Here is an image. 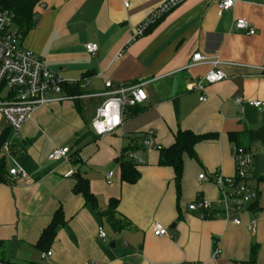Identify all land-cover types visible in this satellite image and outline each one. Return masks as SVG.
<instances>
[{
  "label": "crops",
  "instance_id": "crops-1",
  "mask_svg": "<svg viewBox=\"0 0 264 264\" xmlns=\"http://www.w3.org/2000/svg\"><path fill=\"white\" fill-rule=\"evenodd\" d=\"M165 1L44 0L38 8L37 24L23 47L42 57L64 82L82 81L86 95L37 109L22 125L18 156L28 177L0 184V264H243L253 247L257 264H264V106L249 105L264 103V0H235L221 16L220 0H183L135 38ZM239 19L256 34L236 31ZM88 44L98 46L96 55L87 53ZM196 53L208 62L191 66ZM213 63L226 79L192 90ZM106 81L116 87L143 84L147 99L138 114L126 110L115 133L98 137L92 123L107 99ZM185 130L218 138L196 145L197 160L184 158L178 189L173 169L159 166L158 150L172 146ZM151 132L153 148L147 149L137 139ZM232 133L252 155L248 183L258 193L238 216V225L219 216L201 219L188 210L203 199L214 213L222 211L212 178L236 174ZM140 145L134 152L142 161L140 178L129 185L121 180L117 159ZM58 148H70L71 159L49 161ZM78 173L89 181L100 212L74 193ZM202 174L205 180L199 179ZM111 200L118 201L117 218L127 224L123 230H114L101 216ZM59 209L65 222L47 251L51 256L42 259L45 252L36 245ZM155 223L166 228V236L154 235ZM100 228L106 243L98 238Z\"/></svg>",
  "mask_w": 264,
  "mask_h": 264
},
{
  "label": "built area",
  "instance_id": "built-area-1",
  "mask_svg": "<svg viewBox=\"0 0 264 264\" xmlns=\"http://www.w3.org/2000/svg\"><path fill=\"white\" fill-rule=\"evenodd\" d=\"M183 0L165 1L148 19L141 25L136 33V37H141L146 30L165 17L168 13L178 7ZM235 0H220L218 4L219 15L230 12L235 6ZM236 31L245 33L247 36L256 34L250 24L243 19L235 21ZM23 39L14 22V16L7 12H0V137L6 130H10V135L1 146L7 160H10L12 167L9 169L7 179L19 180L28 177L26 171L16 161L12 146L19 139V131L22 125L37 110L54 103L65 100H73L62 92V85L65 84L58 75L53 73L47 66L46 61L23 47ZM98 46L95 44L86 45L88 54L94 56L98 53ZM204 55L196 53L192 57L191 66L208 62ZM214 69L204 78L192 85L191 89L204 91L207 85L220 83L226 79L224 73L216 69L217 63H213ZM107 89L106 101L97 109L92 123L93 132L101 137L115 133L123 124L126 110L137 108L144 104L147 96L143 90V84L114 86L110 81H106ZM82 98V97H81ZM207 98L203 97L202 102ZM236 104H241V99L235 100ZM249 105L255 108H262L264 103L251 101ZM4 126V129L1 127ZM153 133L144 136L142 144L145 148H153ZM236 161V174L232 178L215 175L212 180L218 187L223 203L222 211L217 214L213 212V205L210 201L198 199L188 206V210L198 213L201 219H210L215 216L222 217L231 223H240L238 216L245 212L246 207L258 199V193L253 189L248 181V173L252 164V155L241 147L234 148ZM71 159L70 148L54 149L48 156L51 162H62ZM126 159L135 164H141L134 152H128ZM110 174L106 179L110 184ZM200 180H205L204 174L199 176ZM256 222L254 221L249 230L254 231ZM154 235L162 238L167 235V230L161 224L153 225ZM98 238L106 243L108 236L103 228L98 231ZM52 253L42 254V259L51 256ZM218 255V249L215 250Z\"/></svg>",
  "mask_w": 264,
  "mask_h": 264
},
{
  "label": "trees",
  "instance_id": "trees-1",
  "mask_svg": "<svg viewBox=\"0 0 264 264\" xmlns=\"http://www.w3.org/2000/svg\"><path fill=\"white\" fill-rule=\"evenodd\" d=\"M44 0H0V12L7 11L14 16V22L17 28L20 31L22 39L31 32L36 24L37 19L39 17L38 8L42 6ZM163 19V18H162ZM161 19V20H162ZM154 25H151L145 32L148 33L154 27H156L160 21ZM89 73L84 76L88 77ZM81 82L79 83H65L62 85V92L65 96L72 98L73 100H78L81 97L85 96V92L83 87L81 86ZM132 110V115L138 114L140 109L137 108H130ZM10 130H6L5 133L0 137V184H4L7 182V177L9 174V168L7 165V157L1 153V146L4 142L7 141ZM145 135L138 136L137 140H143ZM218 138L217 135L214 134H206V135H197L192 131H179L175 137V142L172 146L168 148H161L159 149V166L171 168L175 174V182L177 188H180V183L182 181L183 173H184V158L187 156L190 159L197 160V156L195 153V147L198 143L204 141H212ZM229 140L236 144L237 147H240L239 144V135L236 133H232L229 135ZM142 148V145L135 146L134 148L124 150L122 156L117 159V163L120 165L121 170V180L122 182L134 185L138 182L140 178V173L137 169L138 164H135L133 161H129L126 159V154L128 152H135L137 149ZM13 153L17 157L21 154L20 145L15 142L12 146ZM75 163H79V161L72 157ZM76 184L73 189L74 193L77 195H81L87 206H89L92 210L96 212H100L97 206L95 196L90 192L89 188V181L83 177L80 173L76 174ZM117 207L118 201L111 200L109 203L108 210L105 213H102L101 216L106 219L108 224L114 230H123L127 227L124 221L119 220L117 218ZM64 216L59 209L50 225L44 229L42 232L40 239L36 245V247L41 252H47L55 239L56 230L59 226L64 224ZM257 248L253 247L251 249V257L250 260L243 264H257ZM48 253V252H47ZM3 262V261H2ZM4 263V262H3ZM6 264V263H4Z\"/></svg>",
  "mask_w": 264,
  "mask_h": 264
},
{
  "label": "rangeland",
  "instance_id": "rangeland-1",
  "mask_svg": "<svg viewBox=\"0 0 264 264\" xmlns=\"http://www.w3.org/2000/svg\"><path fill=\"white\" fill-rule=\"evenodd\" d=\"M2 126V125H1ZM2 129H4V126L1 127ZM16 161L20 164V161H21V157L20 156H17L16 157ZM7 165H8V168L12 167V163L10 160L7 161ZM112 167L115 168V163L113 162L112 164ZM106 230L108 231V233H112L108 228H106ZM109 240V239H108Z\"/></svg>",
  "mask_w": 264,
  "mask_h": 264
},
{
  "label": "water",
  "instance_id": "water-1",
  "mask_svg": "<svg viewBox=\"0 0 264 264\" xmlns=\"http://www.w3.org/2000/svg\"><path fill=\"white\" fill-rule=\"evenodd\" d=\"M173 228H174V226L171 229H173Z\"/></svg>",
  "mask_w": 264,
  "mask_h": 264
}]
</instances>
